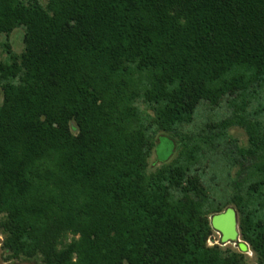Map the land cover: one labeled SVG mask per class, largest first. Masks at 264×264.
<instances>
[{
    "label": "trees",
    "instance_id": "trees-1",
    "mask_svg": "<svg viewBox=\"0 0 264 264\" xmlns=\"http://www.w3.org/2000/svg\"><path fill=\"white\" fill-rule=\"evenodd\" d=\"M19 28L0 64L11 260L248 264L208 243L234 207L264 264V0H0V37ZM162 134L178 152L150 174Z\"/></svg>",
    "mask_w": 264,
    "mask_h": 264
},
{
    "label": "rangeland",
    "instance_id": "rangeland-1",
    "mask_svg": "<svg viewBox=\"0 0 264 264\" xmlns=\"http://www.w3.org/2000/svg\"><path fill=\"white\" fill-rule=\"evenodd\" d=\"M43 5H47L48 0H40ZM24 38H25V30L23 28L16 29L9 37L3 36L0 37V64L9 63L10 55L15 58H20L24 52ZM4 102V94L3 90L0 88V105ZM212 115V114H211ZM216 115V114H215ZM234 137H236L240 144L245 146L248 142V138L245 132L241 129H234L232 131ZM161 138L158 140V147L155 151V154L152 156L148 171L149 173H154L160 165L172 158L173 156L177 155L178 149L177 144L173 141L172 137L168 134H162ZM160 162V163H159ZM1 219V216H0ZM220 235L214 231L213 236L209 239V246H220ZM4 236L0 233V264H29L26 261H14L11 260L9 255L3 248ZM224 248H231L240 252V250L233 246L228 245ZM242 253V252H240ZM247 257L248 264H257V259L253 251L251 250L249 254H245Z\"/></svg>",
    "mask_w": 264,
    "mask_h": 264
},
{
    "label": "water",
    "instance_id": "water-1",
    "mask_svg": "<svg viewBox=\"0 0 264 264\" xmlns=\"http://www.w3.org/2000/svg\"><path fill=\"white\" fill-rule=\"evenodd\" d=\"M213 230L220 235V246L233 245L240 252L249 254L250 246L242 240L239 226V216L234 207L227 208L224 212L210 218Z\"/></svg>",
    "mask_w": 264,
    "mask_h": 264
}]
</instances>
